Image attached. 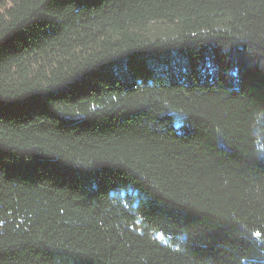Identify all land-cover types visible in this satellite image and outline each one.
Masks as SVG:
<instances>
[{"label": "trees", "instance_id": "trees-1", "mask_svg": "<svg viewBox=\"0 0 264 264\" xmlns=\"http://www.w3.org/2000/svg\"><path fill=\"white\" fill-rule=\"evenodd\" d=\"M0 264H264V0H0Z\"/></svg>", "mask_w": 264, "mask_h": 264}, {"label": "snow or ice", "instance_id": "snow-or-ice-1", "mask_svg": "<svg viewBox=\"0 0 264 264\" xmlns=\"http://www.w3.org/2000/svg\"><path fill=\"white\" fill-rule=\"evenodd\" d=\"M257 235H259V234L257 233Z\"/></svg>", "mask_w": 264, "mask_h": 264}]
</instances>
